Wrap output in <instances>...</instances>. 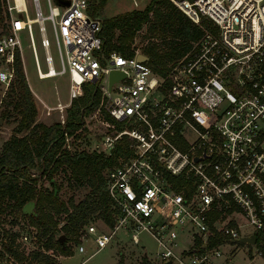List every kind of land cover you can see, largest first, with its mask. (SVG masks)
Instances as JSON below:
<instances>
[{
  "label": "built area",
  "instance_id": "2783aa9c",
  "mask_svg": "<svg viewBox=\"0 0 264 264\" xmlns=\"http://www.w3.org/2000/svg\"><path fill=\"white\" fill-rule=\"evenodd\" d=\"M5 1L8 27L0 34V61L12 68L25 31L37 77L65 74L69 102L81 94L84 82H96L99 101L94 110L112 131L96 151L108 153L125 135L131 152L104 171L115 209L112 227L83 225L76 240L69 241L71 253L62 255L45 249L28 222L27 228L16 229L0 219V264H26L33 251L64 259L84 253L88 240L96 251L116 238L120 227L134 244L141 231L149 233L159 263L216 264L225 242L264 233V0H169L194 24L206 19L211 27H204L164 74L138 60V49L131 56L102 52L101 22L87 11L91 0H68L65 6L46 0V12L39 0H30L32 17L25 0ZM35 23L45 70L37 61ZM111 70L124 76L109 86ZM55 108L63 123L65 104L57 101ZM69 135L63 132L68 148ZM243 224L250 227L247 232L241 231ZM181 235L188 239L176 252ZM218 237L221 241L212 245Z\"/></svg>",
  "mask_w": 264,
  "mask_h": 264
},
{
  "label": "trees",
  "instance_id": "16d2710c",
  "mask_svg": "<svg viewBox=\"0 0 264 264\" xmlns=\"http://www.w3.org/2000/svg\"><path fill=\"white\" fill-rule=\"evenodd\" d=\"M106 1L91 0L88 13L97 16L98 10ZM5 3V0H0V34L8 27ZM143 24H148L147 33L152 37L159 36V41L148 42L139 49L137 44L132 42L135 31ZM204 27L210 28L211 23L203 19L200 24H194L169 0H150L143 8H134L102 19L99 31L101 50L104 54L116 51L131 56L138 49L146 55V63L154 72L164 74L169 61L181 57L201 35ZM12 69L15 78L9 85V90L12 99L14 98L13 108L20 115L15 128V132H18L33 123L35 106L17 53ZM98 101L96 82H84L82 93L73 98L67 108L64 125L55 121L48 125L33 123L29 135L17 136L12 132L1 145L0 211L3 210L4 200L13 199L28 223L36 228V237L45 249L55 248L60 253L69 254L71 250L66 242L76 240L75 236L83 225L93 219H99L108 227L114 224L115 209L106 193L104 171L116 164L120 157H125L131 152L128 147L129 140L122 135L108 153L96 150L71 152L63 147V132L73 133L81 124L83 116L92 111ZM104 117L112 121L107 114H104ZM117 127L121 128V125L117 124ZM32 167L46 173L52 185L51 189L40 192L37 196L34 190L37 177L30 175ZM57 171L69 174L68 185L73 189H87L77 202L71 197L66 203L59 200L57 186L52 179V173ZM29 201L32 203L31 209L24 210L23 205ZM61 212L65 215V221L57 227V216ZM60 234L64 235L62 242L58 239ZM219 241L221 240L218 237V240L213 239L211 244H217ZM256 243L264 255V233H256ZM23 257L20 253V259ZM29 257L34 264H54L53 258L41 252H30ZM118 264H123L121 257ZM139 264L154 263L142 256Z\"/></svg>",
  "mask_w": 264,
  "mask_h": 264
},
{
  "label": "rangeland",
  "instance_id": "374dc122",
  "mask_svg": "<svg viewBox=\"0 0 264 264\" xmlns=\"http://www.w3.org/2000/svg\"><path fill=\"white\" fill-rule=\"evenodd\" d=\"M26 1V7L30 17L33 15V7L30 0ZM150 0H137V5L135 6L131 0H107L103 7L98 10L97 17L102 21L103 18L115 15L120 12L131 10L134 8H143L149 3ZM40 7L44 12L47 10L46 0H39ZM206 20V19H204ZM208 21V20H207ZM5 22V20H4ZM45 27V34L50 41L48 50L52 58V65L55 69L59 68V61L57 51L53 41V35L48 21L43 22ZM148 24H143V26L136 30L133 36L132 44H137L139 49L141 46L147 44L148 42H158L159 36H150L146 29ZM2 29L0 23V30ZM158 34V33H157ZM33 41L35 44L36 56L39 67L41 70H45V62L43 60V50L39 45V32L37 31V24H33ZM21 54H20V64L21 71L23 72L29 91L30 96L34 102L35 106V116L33 123H42L48 125L52 122H59L64 125L66 119L67 108L70 106L71 101L68 99V80L67 76L57 75L53 77L38 78L36 75V69L34 65V60L29 45V40L26 32L21 33ZM171 63V61H169ZM15 76L13 69L4 62L0 64V149L2 143L9 138L12 132H15V128L20 117L16 109L13 108L12 94L9 90V85L14 80ZM82 93V92H81ZM9 101V102H8ZM59 101L65 104V108L62 111L63 123L59 120L61 119L60 113L55 108L56 102ZM103 114L96 111V109L90 111L83 116L82 122L79 127L69 133L70 137L68 140L69 148L63 144V147L68 151L73 150H86L91 151L97 148L100 150V145L102 137L106 134H112L111 130H108L101 123ZM33 123L26 129L15 132L17 136H27L30 134V129ZM119 124V123H118ZM121 125V124H119ZM119 139L121 137H118ZM118 139V140H119ZM117 141L115 140L114 143ZM100 148V149H99ZM96 150V149H95ZM35 161V159H34ZM36 162V161H35ZM30 175L37 177L35 182V195L37 196L40 192H45L52 188L46 173H41L36 167L30 169ZM52 179L55 181L57 186V196L59 200L67 202L68 198L71 197L75 202H77L83 195L87 192V189H73L68 185L69 174L63 173L62 171H57L52 173ZM3 210L0 211V219L7 226H12L16 229L27 228L26 224L28 222L27 218L21 214L20 210L16 207L13 199L4 200L2 202ZM32 207L31 201L26 202L23 205L24 210H30ZM64 214L61 212L58 214L57 227L63 224ZM239 222H244L242 216H238ZM90 223L95 224L99 229L107 230L106 226L99 219H93ZM250 229L247 225L241 226L242 232H247ZM62 231L60 230L59 233ZM58 233V234H59ZM139 241L134 244L130 239L129 232L120 227L116 231V238L111 239L103 248L95 251L94 243L90 240L85 242L84 253H78L70 257L59 256L58 259L54 257V264H118L119 257L122 258L123 264H139L142 256H145L152 263H159L155 257V252L157 250V244L154 238L147 232L141 231L138 234ZM188 238L183 235L177 238L179 245L175 247V251L179 252L183 248V244ZM70 241V240H69ZM69 241L66 245L71 246ZM220 256L214 258L216 264H222L227 261L228 264H264V255L261 254L259 246L255 242L254 244L242 243L239 241H227L220 247ZM54 253L58 254L59 251L54 248ZM60 254V253H59ZM62 254V253H61ZM63 255V254H62Z\"/></svg>",
  "mask_w": 264,
  "mask_h": 264
},
{
  "label": "water",
  "instance_id": "95a60500",
  "mask_svg": "<svg viewBox=\"0 0 264 264\" xmlns=\"http://www.w3.org/2000/svg\"><path fill=\"white\" fill-rule=\"evenodd\" d=\"M56 4L58 5H62L65 6L68 4V0H54ZM136 58L138 60L141 61H146L147 57L146 55H144L143 53H137ZM124 76V74L121 71H117V70H111L109 73V86L111 85V83L117 79H120ZM58 239L60 240V242L63 241L64 239V235L60 234L58 236ZM255 235L254 234H250V235H245V236H240L236 239H232V241H239L242 243H247V244H254L255 243ZM170 263V261H167L166 264ZM26 264H34V262L31 259H28Z\"/></svg>",
  "mask_w": 264,
  "mask_h": 264
},
{
  "label": "bare ground",
  "instance_id": "6f19581e",
  "mask_svg": "<svg viewBox=\"0 0 264 264\" xmlns=\"http://www.w3.org/2000/svg\"><path fill=\"white\" fill-rule=\"evenodd\" d=\"M17 2H18V3H19V2L21 3V1H20V0H17Z\"/></svg>",
  "mask_w": 264,
  "mask_h": 264
}]
</instances>
